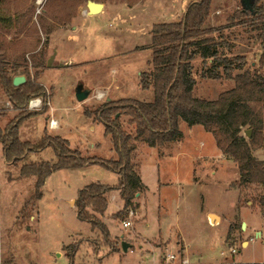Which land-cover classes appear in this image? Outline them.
Masks as SVG:
<instances>
[{
    "label": "rangeland",
    "instance_id": "1",
    "mask_svg": "<svg viewBox=\"0 0 264 264\" xmlns=\"http://www.w3.org/2000/svg\"><path fill=\"white\" fill-rule=\"evenodd\" d=\"M92 1L105 6L100 13L89 16L87 0H0V59L6 62L4 68L13 78L25 77L26 71L33 76L38 71L36 83L43 86L47 95L51 94L50 112L24 121L19 130L21 140L38 142L45 127L49 135L66 139L71 149L108 160L113 157L109 137L104 136L103 126L95 119L83 116V110L93 111L106 102L123 98L153 100L152 90H142L139 84L140 72L152 68V51L147 48L153 36L152 28L156 23L178 21L190 0ZM261 3L264 5V0ZM240 10L241 0H212L203 29L237 21ZM257 33V28L237 26L207 38L220 43L221 37H225L231 54L247 57L245 68H248L260 52ZM54 51L53 67L46 68V61ZM34 56L44 60V69L32 67ZM57 64L67 66L54 67ZM192 64L196 80L194 97L215 100L229 89V80L200 78L199 57ZM78 85L90 90L83 102L74 96ZM97 94L103 97L97 99ZM47 108L49 111V104ZM0 113L3 114L1 128L18 114L2 93ZM51 119L58 126L49 133ZM121 122L132 133L133 127L127 125V118L123 117ZM185 125L179 124L183 132L179 142L160 145L161 157L156 150L147 151L144 144H136L133 163L138 172L141 165L140 175L148 190L132 198L135 217L130 227L122 228L121 223L127 216L117 197L108 200L105 196L108 203L102 215L88 210L90 216L105 225L110 244L116 250L121 251V242L135 246L124 259L111 255L103 264H157L162 253H146L156 248L164 252L162 247L168 242V248L174 249L171 246L176 241L179 255L183 245L186 248L189 264H264V208L259 203L262 190L255 185L239 184L236 165L221 157L211 134L199 125L190 128ZM261 151L253 153L257 160L264 154ZM55 160L51 148L28 154L14 163L5 162L0 151V264L6 261L68 264L65 256L57 258L56 255L63 244L77 242L80 246L76 260L83 258L81 264H96L110 255L101 234L76 217L71 209L75 210L76 201L72 207L65 201L92 182L115 183V173L103 167L91 165L58 171L43 183L38 217L37 202L29 207L28 217H18L34 182V177L22 176L20 168L29 162L53 163ZM157 167L160 181L170 183L161 189L156 182ZM229 226H232L230 234ZM73 233L76 235L72 239ZM158 235L169 241L149 240ZM135 243L147 249L143 257Z\"/></svg>",
    "mask_w": 264,
    "mask_h": 264
},
{
    "label": "trees",
    "instance_id": "2",
    "mask_svg": "<svg viewBox=\"0 0 264 264\" xmlns=\"http://www.w3.org/2000/svg\"><path fill=\"white\" fill-rule=\"evenodd\" d=\"M211 3L212 0H190L178 21L154 24L153 36L147 47L152 51V68L139 74L141 89L152 90L151 102L123 98L106 102L93 111L83 110V116L95 119L103 126L104 136L109 137L113 157L108 160L85 156L80 150L71 149L66 139L49 135L45 127L38 142L21 140V125L47 112L51 94L47 95L43 86L36 83L40 75L38 71L33 76L26 71L22 84L13 85V77L4 68L6 62L0 59V93L7 98L12 110L18 112L14 120L4 128L0 127V151L5 162L23 160L28 154L45 148H51L56 155L53 163L29 162L20 168V174L34 177V182L30 196L18 212L19 218L29 216V207L41 199L43 183L52 173L98 165L115 173L117 184L105 186L92 182L79 190L75 199V214L78 220L101 234V240L110 251H117L110 244V234L105 225L90 216L88 210L102 215L108 203L105 196L111 191L119 192L124 209L131 206L134 195L146 190L133 163L136 144L155 148L179 142L183 137L180 122L189 128L199 125L211 134L224 160L236 165L239 184L260 187L259 203L264 208V160L253 156L254 151H264V5L261 0H255L252 13L240 10L237 21L218 28L203 29ZM237 26L257 28L258 31L260 52L248 68H245L247 57L231 54V46L225 37H221L220 43L207 38L220 34L225 28ZM196 57L200 59L199 76L202 80H229L234 83L233 88L222 91L215 100L194 97L192 91L196 80L192 61ZM44 64L39 56L31 59L32 67L37 70L44 69ZM34 98L43 101L39 112L27 109L28 101ZM123 117L127 118V125L133 127L132 133L123 128ZM245 130H251L249 138L243 134ZM231 229L232 226H229V234ZM79 246L77 242L62 247L70 264H74Z\"/></svg>",
    "mask_w": 264,
    "mask_h": 264
},
{
    "label": "crops",
    "instance_id": "3",
    "mask_svg": "<svg viewBox=\"0 0 264 264\" xmlns=\"http://www.w3.org/2000/svg\"><path fill=\"white\" fill-rule=\"evenodd\" d=\"M105 5L103 4V7H104ZM103 10V9H102ZM182 14V13H181ZM233 86H234V83L231 81V85H230V87H229V89H231V88H233ZM50 108H51V101H50V103H49V111H47V112H50ZM46 116L47 117H49L50 118V115H47V113H46ZM57 126H58V124H57ZM185 127H187L186 125H185ZM57 128V127H56ZM56 128L55 129H49L48 128V131H49V133H51V132H53L54 130H56ZM188 128V127H187ZM183 133V132H182ZM143 144V143H142ZM145 145V144H144ZM92 146V145H91ZM143 146V145H142ZM146 146V145H145ZM147 147V146H146ZM159 147L160 146H157V147H155V148H151V149H153V150H156L157 151V155H158V157H161L162 156V154H161V152H160V150H159ZM147 151H150V147H148L147 148ZM259 152H262L261 151V149H259L258 151H255V152H253L254 154L255 153H259ZM264 153V152H263ZM263 153H261V154H263ZM31 154H33V153H31ZM254 154H253V156H254ZM166 156V155H165ZM164 156V157H165ZM221 157H222V155H221ZM223 158V157H222ZM224 159V158H223ZM259 160H264V154H263V156L262 157H260L259 158ZM227 161V160H226ZM228 162H230V161H228ZM232 163V162H231ZM154 164H156V163H154ZM156 166H158V165H156ZM140 169H141V165H140V168H139V176H140V179H141V182H143V179H142V177H141V175H140ZM62 170V169H61ZM65 170H69V169H65ZM157 171H156V173H157V178H158V176H159V167H157V169H156ZM58 171H60V170H58ZM58 171H56V172H54V173H52L49 177H47L46 179H45V181L44 182H46L52 175H54L55 173H57ZM116 175V174H115ZM117 178H118V176L116 175V181H115V183H113V184H108L109 186H113V185H116L117 183ZM157 183H158V185H157V187H158V189H161V188H164L165 186H168L167 184H169L170 185V183H164V182H162V181H160V179L158 178L157 179V181H156ZM143 184L145 185V187H146V190H145V192H147V190H148V187H147V185L145 184V182H143ZM103 185H105V186H108L107 184H103ZM43 187V186H42ZM42 191V190H41ZM43 195V194H42ZM107 196V198H108V200H109V198H111V199H113L114 197H117V198H119L120 199V196H119V192L118 191H111V192H109V194H107L106 195ZM75 198H76V196L75 197H71V198H67L65 201H67V203L69 204V206L70 207H72V203L74 202V200H75ZM121 200V199H120ZM39 202H40V200L39 201H37V217H38V214H39V212H38V205H39ZM121 203H122V205H121V207L123 206V202H122V200H121ZM142 208V207H141ZM141 208H140V211H141ZM74 212H75V210L73 209V208H71ZM120 209V208H119ZM118 209V210H119ZM117 210V211H118ZM207 214V217L209 216V214H210V211L209 212H207L206 213ZM101 219H102V217H101ZM102 222H103V219H102ZM75 233H73V235H71V237H72V239H73V237H75ZM256 235V234H255ZM262 235V234H261ZM144 239H148V238H145V237H143ZM149 240H158V241H160V240H162V242H166V241H169V240H166L165 238H163L161 235H158L156 238H152V239H149ZM73 242V241H72ZM177 241L174 243V245L173 246H171V247H173L174 249H170V248H168L169 246H168V244H169V242L167 243V244H165V246H163L162 248L164 249V252L161 250V249H159V248H156V249H153L152 251L151 250H149V253H146V254H152V253H154V252H161L162 253V255H161V258H160V262H161V259L166 255V254H172V255H175L177 258H180V259H183V260H186V262H187V264H189V262L187 261V259L185 258V253H186V248H184V245H183V249H182V253L179 255L178 254V251H176V249H177ZM71 244V243H70ZM133 244V243H132ZM131 243H130V247L128 248V251L126 252V253H124L122 250L121 251H119V250H117V251H115V252H112L111 251V253H110V255L109 256H104V257H102L101 259H100V261H96V264H103V260H105L106 258H109V257H111V255H117L118 257H119V259H124L125 258V256L129 253V252H131L132 250L131 249H133V250H135L134 248H135V246L134 245H132ZM136 245H137V248L139 249V252H140V256L141 257H143V252L144 251H146L147 249L145 248V246L143 245V244H137V243H135ZM67 245H69V244H67ZM67 245H65V244H63L62 245V247L63 246H67ZM248 245V242H246V246ZM62 247L60 248V250H59V253H58V255H56V257L57 258H60V257H62V256H65L66 257V252L65 251H63L62 250ZM76 257H77V254H76V256H75V258H74V261H73V263L74 264H81L82 262H81V259H83V258H81V259H77L76 260ZM67 258V257H66ZM87 260H90V259H88L87 258ZM158 261V263L157 264H160V262ZM68 262H69V260H68ZM68 264H70V263H68ZM259 264V263H258Z\"/></svg>",
    "mask_w": 264,
    "mask_h": 264
},
{
    "label": "water",
    "instance_id": "4",
    "mask_svg": "<svg viewBox=\"0 0 264 264\" xmlns=\"http://www.w3.org/2000/svg\"><path fill=\"white\" fill-rule=\"evenodd\" d=\"M253 3H254V0H241L242 11L252 13ZM102 9H103V4L94 2L92 0H87V2H86V14L87 15H89V16L96 15V14L100 13L102 11ZM55 55H56V51H54L53 55H51L49 57V59L46 61V68H52L53 67L52 63L55 59ZM62 66H67V65L66 64L65 65L57 64L54 67H62ZM23 81H24V77H15V78H13V85L18 86L19 84H22ZM89 94H90V90H86L83 88L82 85H78L75 89L74 96L78 102H83L89 97ZM244 134L247 138H249L250 134H251V130H245ZM244 226L245 225L243 223L241 225L242 230H243ZM130 246L131 245L129 243H126V242L120 243V249L124 253H126L128 251V248Z\"/></svg>",
    "mask_w": 264,
    "mask_h": 264
},
{
    "label": "built area",
    "instance_id": "5",
    "mask_svg": "<svg viewBox=\"0 0 264 264\" xmlns=\"http://www.w3.org/2000/svg\"><path fill=\"white\" fill-rule=\"evenodd\" d=\"M103 97L102 94H97L96 98L97 99H101ZM28 105H27V109L30 111H39V109L42 107L43 105V101H41V98H34V99H30L28 101ZM57 127V121L51 119L49 122V128L50 129H55ZM126 212V221H123L121 223L122 228L126 229L128 227H130L132 225L131 219L134 218V210L132 208V206H128L125 209ZM232 252L234 253V250H232ZM160 264H187L186 260L177 258L175 255L172 254H166L162 259Z\"/></svg>",
    "mask_w": 264,
    "mask_h": 264
},
{
    "label": "bare ground",
    "instance_id": "6",
    "mask_svg": "<svg viewBox=\"0 0 264 264\" xmlns=\"http://www.w3.org/2000/svg\"><path fill=\"white\" fill-rule=\"evenodd\" d=\"M213 218H215V217H213Z\"/></svg>",
    "mask_w": 264,
    "mask_h": 264
}]
</instances>
